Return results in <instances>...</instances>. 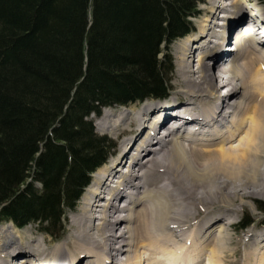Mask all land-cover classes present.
I'll list each match as a JSON object with an SVG mask.
<instances>
[{
  "label": "bare ground",
  "instance_id": "6f19581e",
  "mask_svg": "<svg viewBox=\"0 0 264 264\" xmlns=\"http://www.w3.org/2000/svg\"><path fill=\"white\" fill-rule=\"evenodd\" d=\"M263 2L206 0L195 35L175 45V97L107 108L96 118L100 131L127 137L111 163L94 173L69 239L49 251L48 242L32 238L28 229L3 223L0 264H142L146 252L168 255L153 264H201L203 253L207 264H223L218 258L234 219L230 213L215 216L205 206L257 189L264 193V105L249 109L251 97L264 95V38H253L255 45L243 40L230 54L221 27L245 15L264 22ZM152 114L163 121L148 118ZM198 206L206 215L193 223ZM248 236L244 260L264 264V232ZM182 250L188 254L180 257ZM196 253L200 257L192 262Z\"/></svg>",
  "mask_w": 264,
  "mask_h": 264
},
{
  "label": "trees",
  "instance_id": "16d2710c",
  "mask_svg": "<svg viewBox=\"0 0 264 264\" xmlns=\"http://www.w3.org/2000/svg\"><path fill=\"white\" fill-rule=\"evenodd\" d=\"M199 2L0 0V223L63 230L114 148L94 117L168 96Z\"/></svg>",
  "mask_w": 264,
  "mask_h": 264
},
{
  "label": "rangeland",
  "instance_id": "374dc122",
  "mask_svg": "<svg viewBox=\"0 0 264 264\" xmlns=\"http://www.w3.org/2000/svg\"><path fill=\"white\" fill-rule=\"evenodd\" d=\"M205 4H206V0H200V2H199L200 12H199L197 17H194L192 19L193 26L196 29V32L198 30L197 29V22L203 16L202 14H203V9L206 6ZM218 14L221 15V13H218ZM219 15L217 18H215L216 21H221V19L223 18L222 16H219ZM193 35H195V33H193L190 36H193ZM179 40H181V39H179ZM179 40H177V41H179ZM177 41L174 43L173 46H171V54H172L173 59H174V66H173V71L169 73L170 79L168 80V84H170L171 89L169 92L170 96L168 99H166L169 101L173 97H175L176 91L179 89L178 76H177V57H176L177 49L175 46L178 43ZM224 48H225L226 52H229V53L234 50L233 47L232 48L230 47V44L227 46L226 43L224 44ZM233 53H235V52H233ZM230 54H232V53H230ZM196 55H197V53L194 54V58L196 57ZM192 57H193V55H192ZM195 65H196V63L194 64V66ZM254 97L255 96L251 97L252 105L249 107V109L251 111L257 112L258 108L264 105L262 103V100L264 99V95L260 94L259 96L257 95L255 98ZM184 101H186V100H184ZM144 103H153V104L157 105L158 102H156L154 100H151V101L148 100ZM134 105H136V103L132 104L128 107H131V106L133 107ZM104 112H105V109L102 111L101 116L103 115ZM172 112L173 111H171V113ZM252 116L253 115H250V114H249V116L247 115L248 119H251ZM149 117H150V115L148 116V118ZM97 121H98V119H94V125H95V130H96L97 134L100 136H107L108 138H110L111 144L114 147L112 155L117 156L119 154V150H120V142H122L123 139L126 138L127 136L126 137L120 136V139H119L111 133L100 131V129L97 128V124H96ZM150 121L151 120H148L147 122H150ZM135 129H136V126H135ZM159 131L161 132L162 129H160V130L158 129V132ZM154 146H156V145H154ZM157 147H159V146H157ZM109 158H111V156ZM260 182H262V180L259 179L258 183H260ZM257 190H258L257 193H254L252 195L246 196L244 194L241 197H240V194H239V197L237 195H234V196H232L233 198H230L229 203L226 201H218L213 206H208V207L205 206L206 209L211 210V212L215 213L214 214L215 216H219V215L225 214V213H230L231 217H232L231 219L232 220L234 219L232 222V225L230 227H227V231L229 234H228L227 241L224 245V249H223L224 252H222L220 258H218L219 261L221 259V262H223V264H245L246 261L244 260V257H243L244 252H245V249L247 251L249 249L248 246L246 247V245L251 243L250 241H248V237H249L248 234H250V233H256V234L259 233L260 234L261 232H264V226L261 224L262 223L261 221L264 219V213L261 212L257 207L258 201H264V193H262V191L259 189H257ZM240 191H242V190H240ZM81 201H82V198L78 201L77 207L74 210L69 211V213L67 215V219L63 223V228L61 225H59L57 228H55L56 231L63 229V230H61V232L58 235L54 236L55 239H53V237L51 235L46 234L44 232H41L40 227L37 224H35V225L31 224V225H28L24 228L28 229L31 232L30 235L32 236V238L40 239V240H46L48 242V247H49L48 250L50 251V249H52V247H54L55 244L63 243L65 240L69 239V234L72 233L71 221H72L73 217H75L77 214L80 213L79 206L81 204ZM227 203H228V205H227ZM218 204H220L221 206ZM212 209H214V210H212ZM222 209H223V211H222ZM217 210H218V212H217ZM193 211H195L194 212V217H195L194 220H197V221H193V223L198 222L201 218L203 219V216L205 217V215H206V211L201 206L200 207L198 206V208L193 210ZM245 215H249L250 217H252L255 221V224L249 226L247 229H244L242 231H238L237 225L239 224V222L242 220L243 216H245ZM199 216H200V218H198ZM257 222H260V224H256ZM3 223H5V222L0 223V226H2L1 224H3ZM55 229H54V231H55ZM29 240H30V237H29ZM158 241L164 242L163 240H158ZM215 241L216 240L207 242V244H209V245H208V249H207V251H205V253L208 254V252H211V249H213V247L215 246ZM205 242H206V240H205ZM252 243H253V241H252ZM141 244L145 245V241H143ZM48 247H46V248H48ZM65 250H66V252H68L69 248H68V250H67V248H65ZM180 252H182L180 257H182V254H183V256L188 254V253H185L186 252L185 250H182ZM42 254L47 255L46 252H44ZM64 254H66V253L64 252ZM158 254H160V253H157L154 255L151 252H146L144 254V258H142V264H153L154 261L159 260V259L160 260L165 259L168 256L166 254H162V256L158 255ZM66 256H67V254H66ZM197 256H198V254L196 253V255L194 256L195 258L191 259L192 262H196L198 260V257H200V255L198 257ZM202 256H203V259H202L203 261L201 264H207V260H208L207 258L208 257L204 253ZM60 257H63V256H60ZM12 262L16 263L17 259H14ZM246 264H247V262H246Z\"/></svg>",
  "mask_w": 264,
  "mask_h": 264
}]
</instances>
